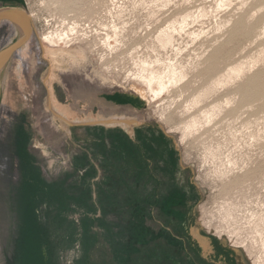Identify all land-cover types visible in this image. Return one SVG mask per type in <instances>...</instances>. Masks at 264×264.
<instances>
[{
	"label": "rangeland",
	"instance_id": "rangeland-1",
	"mask_svg": "<svg viewBox=\"0 0 264 264\" xmlns=\"http://www.w3.org/2000/svg\"><path fill=\"white\" fill-rule=\"evenodd\" d=\"M18 4L33 23L25 45L36 48L42 63L36 72L31 66L23 73L13 58L2 73L9 74L5 88L11 94L2 97L0 112V264H92L104 256L119 261L123 250L127 255L154 248L149 193L131 195L138 207L135 225L109 231L95 211L92 228L85 225L90 195L70 177H60L69 161L55 170L50 160L40 159L35 146L46 142L43 129L54 117L47 113L46 87L56 95L50 97L54 108L94 103L93 119L107 115L99 108L103 91L136 96L139 119L170 133L189 170L192 226L221 237L248 264H264V0ZM6 25L0 49L19 36ZM51 33L67 39L51 45L44 41ZM150 76L168 84L154 100L145 84ZM23 107L30 110L28 118ZM18 127L26 133L16 152ZM51 134L59 132L51 128ZM26 153L29 162L23 161Z\"/></svg>",
	"mask_w": 264,
	"mask_h": 264
},
{
	"label": "crops",
	"instance_id": "crops-1",
	"mask_svg": "<svg viewBox=\"0 0 264 264\" xmlns=\"http://www.w3.org/2000/svg\"><path fill=\"white\" fill-rule=\"evenodd\" d=\"M6 24L14 28L8 22H0V27L4 28ZM14 30L16 29L14 28ZM16 32L18 31L16 30ZM32 46L23 45L13 54L14 59L17 58L16 60L19 62V71L22 70L23 73H28L31 66H33L32 72H36L42 63L39 58L36 59L34 55L36 48ZM14 59L9 60L5 70L9 71ZM8 75H5L4 78L1 75V99L3 96L10 97L11 94V91L5 88L7 83L5 79ZM46 88L48 92L47 113L52 112L54 117L53 122L47 123L49 125L43 129L46 142L35 146L40 159L50 160L51 167L55 170L60 163L69 161L70 168L66 172L61 168L60 177H70L77 190L81 186L90 195L88 207L90 212L87 213L88 219H86L85 225L95 227L97 219L95 211L102 214L103 218L100 220L104 221V226L109 227V231L115 226L135 225L137 217L134 212L138 207L136 197L131 195L138 193L139 189L141 194L143 192L141 166L145 165L148 170H151L154 169L153 165L155 164L178 160L182 168L186 167L183 161L178 159L172 136L161 124H156L148 119L140 120L138 114L142 111V105L136 101L137 97L121 90L107 91V93L103 91L99 108L101 109L103 106L107 115L93 119L89 113L95 111L94 103H92L93 106L88 104L79 106L77 102L76 105H61L60 108H54L51 105L50 97L56 95L52 89ZM64 93L68 99L66 89H64ZM70 97L74 96L70 95ZM1 99L0 112L2 109ZM127 102H130L131 112L127 110ZM10 112L12 111L10 110ZM21 112L28 118L30 110L23 107ZM2 119L3 117H0V124ZM51 128L59 132L58 137L51 134ZM1 131L3 130L0 128V133ZM25 133L24 127H18L14 136L16 152L25 142ZM53 139H56L55 142ZM1 142L0 139L2 148L3 142ZM26 142L29 143V141ZM24 156L23 161L29 162L30 155L26 153ZM144 192L149 193L147 196L150 199V191ZM121 211H123L124 217L121 216ZM89 214L91 215L90 219ZM120 234L121 231H119ZM124 254H126V250L120 253V255Z\"/></svg>",
	"mask_w": 264,
	"mask_h": 264
},
{
	"label": "flooded vegetation",
	"instance_id": "flooded-vegetation-1",
	"mask_svg": "<svg viewBox=\"0 0 264 264\" xmlns=\"http://www.w3.org/2000/svg\"><path fill=\"white\" fill-rule=\"evenodd\" d=\"M18 2L19 0H0V9L20 6ZM6 26L0 27V39L8 32ZM31 39L32 36L28 42ZM13 58L14 55L11 59ZM153 166L154 169L148 170L142 165L140 174L142 190L150 191L152 221L157 235L154 248L129 252L127 255H121L123 259L119 261L116 260V256H104L105 259L96 262L99 264H248L242 253L221 237L213 232H207L201 226L197 228L192 226L195 215L194 187L187 167L182 168L178 160Z\"/></svg>",
	"mask_w": 264,
	"mask_h": 264
},
{
	"label": "water",
	"instance_id": "water-1",
	"mask_svg": "<svg viewBox=\"0 0 264 264\" xmlns=\"http://www.w3.org/2000/svg\"><path fill=\"white\" fill-rule=\"evenodd\" d=\"M0 22H8L18 31V38L0 49V99L2 92L1 75L13 54L26 44L33 34V23L29 13L20 6L0 9Z\"/></svg>",
	"mask_w": 264,
	"mask_h": 264
},
{
	"label": "bare ground",
	"instance_id": "bare-ground-1",
	"mask_svg": "<svg viewBox=\"0 0 264 264\" xmlns=\"http://www.w3.org/2000/svg\"><path fill=\"white\" fill-rule=\"evenodd\" d=\"M73 29V28H72ZM59 33V32H58ZM70 36V35H69ZM65 37L64 35L59 34H48L45 36L44 41L51 44V45H57L63 40ZM67 39V36L66 38ZM67 42V41H66ZM64 43V42H63ZM156 77V76H155ZM155 77H149L148 79H145V84L147 86L148 92L151 94L152 99L154 100L156 97H158L162 92L166 91L167 85L163 80H160ZM144 77H142L143 79ZM162 78V77H161ZM173 76L171 77V79ZM144 80V79H143ZM173 81V80H172ZM196 122H194L195 124Z\"/></svg>",
	"mask_w": 264,
	"mask_h": 264
}]
</instances>
